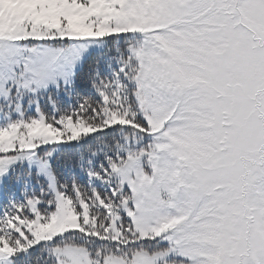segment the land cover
<instances>
[{
  "label": "snow or ice",
  "instance_id": "obj_1",
  "mask_svg": "<svg viewBox=\"0 0 264 264\" xmlns=\"http://www.w3.org/2000/svg\"><path fill=\"white\" fill-rule=\"evenodd\" d=\"M0 264H264V0H0Z\"/></svg>",
  "mask_w": 264,
  "mask_h": 264
}]
</instances>
